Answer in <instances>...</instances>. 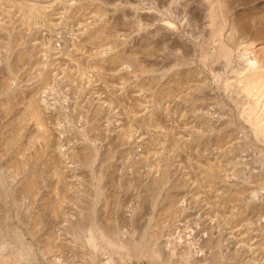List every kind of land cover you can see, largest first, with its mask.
<instances>
[{
    "label": "rangeland",
    "instance_id": "374dc122",
    "mask_svg": "<svg viewBox=\"0 0 264 264\" xmlns=\"http://www.w3.org/2000/svg\"><path fill=\"white\" fill-rule=\"evenodd\" d=\"M227 1L234 31L216 29L218 0H0V264H230L227 246L264 264V135L246 115L264 96L238 82L248 60L264 72V0ZM86 25L110 39L94 42ZM44 72L60 171L37 153L25 93ZM169 192L176 215L159 229ZM92 218L139 247L89 261Z\"/></svg>",
    "mask_w": 264,
    "mask_h": 264
},
{
    "label": "bare ground",
    "instance_id": "6f19581e",
    "mask_svg": "<svg viewBox=\"0 0 264 264\" xmlns=\"http://www.w3.org/2000/svg\"><path fill=\"white\" fill-rule=\"evenodd\" d=\"M217 11L216 14H218L220 16V23L216 26V29H218L219 31L221 30V28H223L226 25L230 26V29L232 31L237 30L238 29V22L235 18H231L228 15V10H229V3L227 0H218L217 3ZM216 19V18H215ZM9 23V22H8ZM9 25V24H8ZM22 28L20 27L19 30H21ZM26 29V28H25ZM24 29V30H25ZM84 30L86 32H88V37H90L94 42L96 43H100V45H102L103 43H105L108 39H110V36L105 37L104 39L100 40V38H98L100 36V34H102V32L104 31V28H94L91 29L89 26L86 25V28H84ZM17 31V29H16ZM11 47L12 48H16L17 46H19L21 43L18 41V38L16 36H11ZM26 41V40H25ZM21 46V45H20ZM30 48V47H29ZM221 49V48H220ZM26 50V49H25ZM108 50H106L107 52ZM221 53V52H220ZM224 53H226V49H224ZM7 54V53H6ZM222 54H223V49H222ZM21 55V53H20ZM27 56L31 57L34 59V61L38 62V56L36 54V52L31 49L27 52L26 54ZM22 56V55H21ZM20 56V57H21ZM12 58V57H11ZM22 58V57H21ZM107 62H109L111 65L113 64H123V63H127L130 62L129 60H125L123 59L121 56H117V54L113 55V54H109L104 58ZM2 62L4 63V65H8L9 61L4 58L2 59ZM39 63H41V60L39 59ZM34 64V63H33ZM257 64V65H256ZM259 66V62L257 58H254V60H248L246 65L243 67V69L241 70V75L239 76L238 82L242 84V88L247 91V92H251L253 89H257L258 91H260L261 95L264 96V72H259V70L257 71V68ZM7 68V67H6ZM9 72V71H8ZM46 73H40L39 77H38V81L34 86L29 87L28 89H26L25 93L28 95L29 101H30V105L32 107V110L30 112V116L31 118H35V121L37 123V125L39 126V132L37 134L39 140L41 141L42 146L40 147V150L37 151L39 157L40 156H47V159H45V161H47L48 164L53 165L56 169H58L59 171L62 169V167H64V165L66 164V160L65 158H67V154L64 153L62 151V149H60L58 146V140L56 139H52V134L54 132V128L49 126V121H50V116H52L53 113V106H50L48 104V102H45V100H43L41 93H42V89L46 84ZM16 85V84H15ZM15 97V93L14 91L10 92V97L8 96V102H11L13 100V98ZM4 101V100H3ZM263 101V109L261 107V109L263 110V114L262 115H255V111L258 108L259 103ZM260 101V97H258L257 99H255V103L254 106L252 108H249L246 115L248 117V119L250 121H252L251 123H253L254 128H255V132H257L258 134L264 135V98ZM96 111V109H93L91 111L94 112ZM90 112V111H89ZM92 115V114H91ZM93 117V116H92ZM91 117V118H92ZM127 131V130H126ZM128 133V132H127ZM15 134V133H14ZM12 135L11 140L15 138V135ZM91 136V135H90ZM118 139L123 142L125 140V132H119L118 133ZM61 143V142H60ZM103 144V143H102ZM95 147V146H94ZM98 147V146H97ZM103 147V146H102ZM99 148V147H98ZM48 149H50V152L48 151ZM55 149V150H54ZM53 152H56L57 155V159L53 158ZM128 153V152H127ZM97 155V153L95 154ZM67 156V157H66ZM95 159V158H94ZM68 160V159H67ZM69 162V161H68ZM149 162V161H148ZM153 162V161H152ZM150 164V163H149ZM157 164V163H154ZM151 165V164H150ZM111 167V166H110ZM139 169V168H138ZM73 170V169H72ZM136 172V171H135ZM140 172V171H139ZM143 172V170H142ZM138 173V172H137ZM144 175V173L142 174V176ZM117 176V175H116ZM137 179V178H136ZM107 182V181H106ZM178 184V183H177ZM25 185L29 188L33 187L32 181H26ZM144 187V185H143ZM106 189V187H105ZM215 189V188H214ZM239 191V190H238ZM101 192V191H100ZM103 193V192H102ZM155 193V192H153ZM163 206L161 205L160 211L158 212L156 218L154 219V225L157 228H162L167 224V220H170V222L172 223L174 221V216L176 215V205L178 203L179 197L178 195H176L173 192H169L167 193L164 197H163ZM235 200V199H234ZM237 201V199H236ZM239 201V199H238ZM222 202V201H221ZM236 203V202H235ZM250 205V203H248ZM255 204V203H254ZM255 206V205H254ZM158 210V209H157ZM133 213V212H132ZM237 214V213H236ZM75 215V214H74ZM133 218V217H132ZM176 219V218H175ZM227 219V218H226ZM234 219V218H233ZM232 219V220H233ZM225 220V219H224ZM229 220V219H228ZM235 220V219H234ZM87 221V219L85 220ZM231 221V220H230ZM88 222V221H87ZM166 222V224H165ZM108 223V222H107ZM174 224V223H173ZM80 225V224H79ZM111 226V224H110ZM114 226V225H113ZM116 226V225H115ZM172 226V225H171ZM169 225V229L171 227ZM86 227V224L85 226ZM167 227V226H166ZM206 227V226H205ZM110 228V227H109ZM107 224L102 223V221L100 219H91V221L89 222V224L87 225L86 228H84V238L86 241V252L88 254V259L89 261H91L92 259H99L102 261V259L104 258L103 254L105 252V257H106V251H105V247L106 246H118L123 248L126 252L125 255L128 257L130 255H132V253L130 252V250H134L136 247H139V244L136 242H132V246L128 247L123 241H121L122 239H120V236L118 234L117 230H111L113 228L109 229ZM117 228V227H116ZM173 228V226H172ZM196 229V228H195ZM166 230V229H165ZM162 231V230H161ZM210 237H216V239H220L221 237L225 238L221 233V231H219L217 228L215 229L214 226L210 225L209 226V231H208ZM26 235V234H25ZM145 237V236H144ZM166 237V235H165ZM209 240V239H208ZM166 241V240H165ZM211 241V239H210ZM213 241V240H212ZM104 244H103V243ZM164 242V241H163ZM168 242V241H167ZM209 242V241H208ZM223 242V241H222ZM140 243V241H139ZM161 243V242H160ZM171 242H169L170 245ZM187 243V242H186ZM221 243V242H220ZM219 243V244H220ZM103 244V245H102ZM131 244V243H130ZM157 244V243H156ZM185 244V242H184ZM209 244V243H208ZM178 246V244H175ZM175 245L173 247H175ZM221 245L223 246V244L221 243ZM226 245V244H225ZM224 245V247H225ZM228 245V244H227ZM143 246V245H142ZM164 246V244H163ZM167 246V245H165ZM171 246V245H170ZM209 246V245H208ZM230 246V245H229ZM232 246V243H231ZM235 246V245H233ZM156 247V246H155ZM172 247V246H171ZM172 247V249H173ZM187 249L189 250V252H191L192 250H190V247L186 246ZM211 247V245H210ZM217 247V246H216ZM220 247V246H219ZM228 247V246H227ZM225 248L223 255L225 258V260H229L230 264H242L243 263V257H245V249H233L232 251L231 248L230 250L228 248ZM237 247V245L235 246ZM232 247V248H235ZM240 247V246H238ZM71 248V247H70ZM107 248V247H106ZM166 248V247H165ZM170 249V250H172ZM176 249V248H175ZM178 249L182 248H177L176 251H178ZM185 249V248H184ZM222 249V248H221ZM144 250V249H143ZM163 250V249H162ZM167 250V249H166ZM123 251V250H122ZM135 251V250H134ZM139 251V250H138ZM183 251V250H182ZM74 252V250H73ZM140 252V251H139ZM151 252V250H150ZM172 252V251H171ZM170 252V253H171ZM175 252V251H174ZM197 252V251H196ZM199 252V251H198ZM205 252V251H204ZM210 252V251H209ZM217 252V251H216ZM124 253V252H123ZM162 253V252H161ZM194 253V251H193ZM203 253V252H202ZM154 254H158V252L156 250H154ZM173 254V253H172ZM175 254V253H174ZM192 254V253H191ZM197 254V253H196ZM201 254V252L199 253ZM204 254V253H203ZM124 255V254H123ZM202 255V254H201ZM85 256V255H84ZM167 256V254H166ZM204 256V255H203ZM110 257V255L108 257H106L107 259ZM123 257V256H122ZM211 257V256H210ZM105 258V260H106ZM178 258V257H177ZM214 258V257H213ZM111 259V258H110ZM127 259V258H126ZM115 261V260H114ZM114 261H112L114 263ZM119 261H122L119 260ZM126 261V260H125ZM163 261V260H162ZM224 261V260H223ZM222 261V262H223ZM105 262V261H104ZM170 262V261H168ZM221 262V261H220ZM225 262V261H224ZM223 262V263H224ZM232 262V263H231ZM107 263H110V261H107ZM117 263V262H116ZM171 263V262H170ZM169 263V264H170ZM226 263V262H225ZM245 263V261H244ZM227 264V263H226Z\"/></svg>",
    "mask_w": 264,
    "mask_h": 264
}]
</instances>
